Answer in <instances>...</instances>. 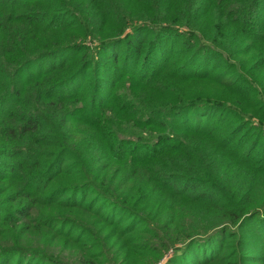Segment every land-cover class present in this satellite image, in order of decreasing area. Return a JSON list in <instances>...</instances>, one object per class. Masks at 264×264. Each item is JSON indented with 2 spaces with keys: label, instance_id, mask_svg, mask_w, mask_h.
Wrapping results in <instances>:
<instances>
[{
  "label": "trees",
  "instance_id": "obj_1",
  "mask_svg": "<svg viewBox=\"0 0 264 264\" xmlns=\"http://www.w3.org/2000/svg\"><path fill=\"white\" fill-rule=\"evenodd\" d=\"M40 214L264 264V0H0V228Z\"/></svg>",
  "mask_w": 264,
  "mask_h": 264
},
{
  "label": "rangeland",
  "instance_id": "obj_2",
  "mask_svg": "<svg viewBox=\"0 0 264 264\" xmlns=\"http://www.w3.org/2000/svg\"><path fill=\"white\" fill-rule=\"evenodd\" d=\"M44 216L45 214L33 216L32 220L26 222L25 226L28 230H23L21 233H18V227L17 231L0 228V232H5L4 235L0 234V264H5V260L12 258L10 251L14 249L17 243L25 251L40 253L44 257L45 263L35 262V264H52L50 262L55 261L61 264H78V262L80 264H83V262L93 264V261L94 264H166L170 257L171 259L177 257L174 254H167L158 263H153L154 260L149 257L151 254H148V256L139 255L132 250L126 256V251H120V245L115 244L109 238L115 236L121 241L122 236L116 235H121L120 232L116 231L115 233V229L99 223L95 218L83 216L80 222L78 221L80 225H83V228L76 227L66 230L64 226L60 227L56 223L50 225V228H47V226L45 228L41 226L40 228L38 222L45 219ZM40 217L41 220H37ZM126 239L132 241L134 245H140L143 243L144 237L138 233L127 235ZM247 240L256 241V238L248 235ZM198 246L185 252L186 257L183 256L180 261L189 263L190 260L195 259L194 257L199 253L197 251ZM84 254L89 255V257L83 259ZM187 257L189 261H187ZM15 263L16 259H12L10 264Z\"/></svg>",
  "mask_w": 264,
  "mask_h": 264
}]
</instances>
